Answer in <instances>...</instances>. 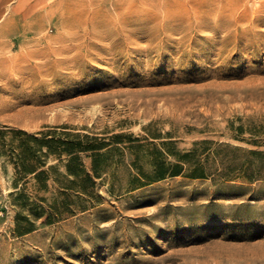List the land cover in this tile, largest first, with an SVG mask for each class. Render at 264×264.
Returning <instances> with one entry per match:
<instances>
[{"label": "rangeland", "instance_id": "rangeland-1", "mask_svg": "<svg viewBox=\"0 0 264 264\" xmlns=\"http://www.w3.org/2000/svg\"><path fill=\"white\" fill-rule=\"evenodd\" d=\"M52 128L107 154L40 189L0 153V264H264V0H0V131Z\"/></svg>", "mask_w": 264, "mask_h": 264}, {"label": "trees", "instance_id": "trees-1", "mask_svg": "<svg viewBox=\"0 0 264 264\" xmlns=\"http://www.w3.org/2000/svg\"><path fill=\"white\" fill-rule=\"evenodd\" d=\"M9 133L12 134V137L7 140ZM9 133L0 131V153L14 165L17 177L16 183L18 184V181H23L30 177L36 181L40 189L46 188L50 172L59 175L56 171V165H51L44 170L47 166L45 158L54 157L59 163L64 164L66 175L74 177L77 183L91 182V176L84 169L81 154L90 153L92 171L94 176H96L101 169L100 159L107 154V152L102 153L101 151L109 146L108 143L99 141L96 137L73 134L68 131H57L55 128L39 133L40 137L30 135L22 130H12ZM114 138L117 139L119 136ZM63 156L66 157L65 163H63ZM187 156V154L179 155L178 162L174 164L163 161L156 162L152 175L142 176L151 182L180 176L183 173V166L180 162L186 160ZM19 191L21 190L19 189L16 195L21 200L24 197ZM30 212L34 220H38L45 215L42 207L36 206ZM60 217L61 213H59L56 205L51 206L44 224H53ZM34 230L35 221L31 220L29 216H23L18 213L15 219L14 233L18 236H23Z\"/></svg>", "mask_w": 264, "mask_h": 264}]
</instances>
